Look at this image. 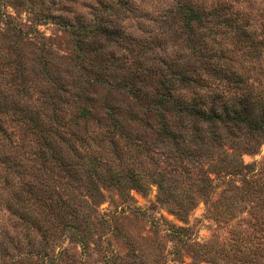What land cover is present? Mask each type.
Wrapping results in <instances>:
<instances>
[{"label": "rangeland", "instance_id": "rangeland-1", "mask_svg": "<svg viewBox=\"0 0 264 264\" xmlns=\"http://www.w3.org/2000/svg\"><path fill=\"white\" fill-rule=\"evenodd\" d=\"M183 7L206 17L194 28V42ZM208 63L237 71L264 102V0H0V86L16 99L26 86V98L40 99L38 108L46 99L68 114L87 105L104 122L112 112L120 131L145 148L125 139L115 156L112 125L92 126L106 136L105 150L95 155L110 158L122 182L105 183L92 199L84 191L79 197L88 200L75 219L63 203L72 197L67 175L58 178L49 165L48 182L56 184H37L42 193L50 186L53 207L48 194L28 195L22 178H13L16 164L38 162L32 135L3 115L12 144L0 137V264H228L225 250L233 251L238 239L262 236L264 198L244 195V176L232 174L228 146H201V165L181 157V169L163 163L179 153L158 136L157 111L170 117L178 98L240 94L220 80L224 74L205 69ZM185 64L195 65L202 81H181L176 65ZM162 97L160 108L153 100ZM75 133L81 138L85 129ZM244 160L257 163L254 176L264 181V144ZM124 184L133 200L121 193ZM27 211L42 230L21 217ZM196 251L202 259L195 261Z\"/></svg>", "mask_w": 264, "mask_h": 264}, {"label": "trees", "instance_id": "trees-1", "mask_svg": "<svg viewBox=\"0 0 264 264\" xmlns=\"http://www.w3.org/2000/svg\"><path fill=\"white\" fill-rule=\"evenodd\" d=\"M181 14L184 15L185 28L189 36H191L189 41L194 42L193 37H198L194 28L197 24L201 26L205 22L206 17L200 10L187 7L181 9ZM199 54L201 56L200 52ZM197 62L202 64L200 67L203 69V61L197 60ZM205 65V69H213L211 70L212 75L215 73L218 75L224 74L225 77H221L220 80H227L240 94L231 98L220 95H201L191 100L178 98L174 101L170 117L162 111H157L160 118L156 126L158 128V136L162 138V142L177 148L179 153L178 156L168 155L163 159V163L169 164L175 170L181 169L182 162L179 160L181 157L193 165H201L203 159L202 150H200L201 146L206 144L212 148L228 146L232 151V174L244 176L242 183L247 187L245 190L247 193L244 195L251 196L256 194L258 197L264 198V181L254 176L256 169L253 168H255L257 163H246L244 160L245 154L258 153L259 147L264 144V102L260 99L262 96L253 94L252 87L232 68H227L220 64L211 66L208 63ZM176 69L181 72L180 80L183 82L189 80L202 81L195 65H176ZM195 73L198 75H194ZM13 81V87L17 89L19 86L16 80ZM25 87L23 86L21 91L22 97L16 99L13 98V94L7 93L8 90L6 88L0 86V137L3 136L12 144L10 141L11 135L3 128L2 123L3 115H11L13 121L19 124L20 128L25 132V136L27 134L32 135V137L28 136V140L33 144L32 149L35 151V158H37L38 162L34 165L24 166L16 164L15 168L17 170L13 173V178L17 176L22 178L19 181L21 183L24 182L28 186V195L43 197L48 194L47 198L49 200L46 199V201L50 207H53L54 202L58 203V201L54 200L55 197L51 194L49 187L54 186L56 182L55 179L52 184L48 182L50 178L47 177V168L50 165V167L55 169L58 173V178L63 177L61 174L67 175L71 180L68 186L72 197L68 200H63V203L66 204L65 208L70 211L71 216L78 219L82 213L81 204L87 202L88 199H92V192L99 191L100 186L105 187L107 182L111 185H115L116 182H122V175L118 174L117 169L108 163L107 159L110 158L95 155V151L105 150L106 145H104L105 140L103 139L106 136L100 137L101 135L97 131H91L92 126L94 128L104 126L108 129V125H112L114 131L109 132L111 136H108V139L117 145L114 150L115 156L118 154L117 148L120 146L121 141L125 139L132 144L134 149L137 148L144 153L143 150L145 148L138 145V139L134 140L130 134L120 131V125L112 112L106 113L108 118L104 122L87 105L68 114L67 112L62 113L56 106L49 107L50 105H55L54 101L53 99H46L42 103L41 108H38L40 99L35 102L31 96L26 98L29 90ZM29 102H35L36 106L34 107H37L39 111L35 110L34 107L22 105L29 104ZM153 103L161 108L165 103L164 97L159 100H153ZM67 115H69L68 118ZM79 128L85 129V136L81 138H78L75 133V129ZM116 136H118V140H116ZM126 147L131 148L127 144ZM118 159L120 163H115V165L121 166L122 158ZM9 169H12V167ZM33 173H37L38 176L36 174L34 176ZM133 176V174L128 176L130 183L142 192L143 188L140 186L139 180ZM34 177L37 178L36 181L32 180ZM40 183L50 186L43 190L44 192L42 193L40 189L36 190L37 184ZM128 187V185L124 184L121 188V193L133 200L128 193ZM159 188L164 193L163 184L159 183ZM236 188L239 189V187ZM54 189L57 190L56 188ZM84 191L91 194L88 195L89 198L86 200L79 197ZM16 197L15 199L17 200L18 196ZM29 215L31 216L27 211L22 213L21 217L31 221V224L35 225L36 229L42 230V227L37 226L36 219ZM182 219L185 220V218ZM181 229L190 230V228ZM261 231H264V222ZM197 245L199 244H191L189 246L196 247ZM233 249L230 253L229 250L224 251L225 256L223 257L228 260V264H264V234L254 237V239L250 237L247 239L240 238L234 244ZM198 252H195V261L202 259L200 258L202 255Z\"/></svg>", "mask_w": 264, "mask_h": 264}]
</instances>
